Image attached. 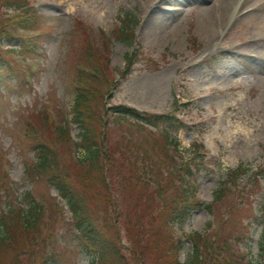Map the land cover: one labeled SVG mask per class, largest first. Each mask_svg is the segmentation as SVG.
<instances>
[{
  "label": "rangeland",
  "instance_id": "1",
  "mask_svg": "<svg viewBox=\"0 0 264 264\" xmlns=\"http://www.w3.org/2000/svg\"><path fill=\"white\" fill-rule=\"evenodd\" d=\"M148 1L151 0H29L43 16L37 19L36 27L43 33L37 45L42 47L36 52V58L26 62L32 72L23 78L27 73H22L18 66L23 62L17 58L10 79L6 74L11 68L0 70V172L7 171L8 179L4 177V181L13 183L17 201L23 202L22 195L32 190L35 196L49 202V207L55 202L51 197L56 195V189L49 184L47 177L27 176L24 170V162L36 160L35 144L40 134L43 137L39 127L35 135L27 136V122L38 126L39 113L48 111L54 119L67 121L74 142L80 140V127L72 122L78 68L96 66L98 61L92 55V46L102 45L104 37L109 39L105 42L109 48L110 67L125 68V55L132 47L123 39L126 37L119 36V32L124 30L128 36L126 19L131 20L134 41L143 52L137 56L138 62L129 76L122 79L114 74L119 81L112 91L114 98H105L103 104L108 107L111 103H123L140 110L164 113L173 102L172 91L177 92L182 102L190 100L191 107L180 110V116L195 131L186 126L177 132V136L182 147L188 148L202 130L200 137L209 152L216 156L218 164L214 165V170L209 168L198 177V194L204 202L212 200L229 167L240 163L249 165L248 174L264 167V61L257 58L259 56L253 49L245 51L240 46L230 49V44L241 42L244 37L242 24L237 26V21L231 18L227 27H232L222 29L220 26L213 42L215 45L210 47L199 31L198 14L192 6L186 5L177 13H168L167 21L164 18V22L159 23L149 20L151 5H146ZM248 6L250 3L242 8H250ZM172 7H175L172 3L165 4L160 10L172 12ZM216 11L220 13L218 9ZM155 13L157 10L150 17ZM100 29L103 34L98 33ZM23 33L28 35L30 32ZM3 44L7 47L6 41ZM13 45L17 47L15 42ZM259 45L253 48H264L263 44ZM229 128L231 133L228 134ZM244 132L246 135L242 136ZM71 150L69 142L62 143L64 156L68 158ZM247 175L242 178V183ZM261 186L264 187V181ZM260 198L257 194L252 195L250 203L230 211L232 226L243 221L250 226V238L245 244H239L250 264H264V253L258 244L262 228L258 212ZM5 199L2 197L3 203ZM57 201L62 215L56 226V241L44 247L36 244L34 251L40 250L35 263L23 261V264H42L45 259H48L46 264H93L94 256L84 251L75 240L76 233L69 226L67 206L58 197ZM226 206L228 204L221 203L216 207V218H223ZM209 221L217 222L208 210L199 207L176 231L204 233ZM121 229L124 231L123 227ZM182 238L185 242L179 258L185 262L192 244L186 236ZM123 243L129 248L130 244L125 240ZM21 246L31 247L30 244ZM16 253L13 244L11 249L4 250L0 264L15 261ZM148 264H151L150 260Z\"/></svg>",
  "mask_w": 264,
  "mask_h": 264
},
{
  "label": "trees",
  "instance_id": "2",
  "mask_svg": "<svg viewBox=\"0 0 264 264\" xmlns=\"http://www.w3.org/2000/svg\"><path fill=\"white\" fill-rule=\"evenodd\" d=\"M1 6L0 69L11 68L10 72L7 71L10 79L13 67L9 61H13L10 57L14 50L1 47V39L7 38L11 45L13 42L9 36H15L16 28L29 26L35 29L38 15L32 7L22 2L17 7L15 5L11 13L3 11ZM4 23L10 24L5 26ZM11 23L16 24L15 29L7 34L8 29L14 28ZM119 36L131 41V34L127 36L124 30L119 32ZM17 52L33 57L25 46ZM134 56H126L128 67L125 71H118L120 74L129 72ZM12 64L15 66L14 61ZM19 68L24 70L23 67ZM79 71L72 103V121L81 128L80 141L72 140L66 120L54 119L50 112L42 111L39 113L41 119L37 120L38 126L28 121L25 130L27 136L31 137L39 127L46 140L41 134L38 136L36 160L24 162V166L27 176H46L57 188V193L66 200L72 216L71 225L78 232L77 239L81 244L93 247L97 264H148V260L151 264H180L177 254L183 242L175 226L187 219L191 208L204 206L213 212L211 208L214 204L224 202L228 204L226 208L234 210L244 207L250 202L248 196L260 191L258 212L262 228L258 244L264 253V189L258 185L257 174L250 176L247 188L236 190L241 187L239 178L250 170V166L239 164L228 169L227 178L214 191L213 202L204 204L195 198L194 177L188 169L192 164L195 173L198 170L197 158H202L201 144L194 142L190 156L185 158L178 140L168 136V126L172 131L181 127V122L171 115L176 110V103L171 113L162 115H143L121 104L104 108L103 94L110 84H114L107 66H103L104 74L92 69ZM129 118L140 122L130 125ZM146 126L148 128H144ZM63 142L71 144L68 158L61 153ZM1 172L0 258L4 250L11 249L12 244L16 245V250L21 244H30V248H21L15 254V261L9 264H23V261L35 263L40 250L34 251L35 245L52 242L58 215L62 213L57 202L50 203L52 206L49 207V202L35 199L29 191L25 194L26 206H19L3 186ZM2 197L6 198L5 203ZM211 225L209 223L207 228H211ZM121 227L130 244L125 250L119 245ZM245 229L240 223L232 235L216 232L211 237L196 232L189 235L194 252L188 264H228L230 260L222 256V252L231 249L229 244H234L232 240L237 241ZM202 244H219L211 254L204 250L206 255H210L208 263L200 253Z\"/></svg>",
  "mask_w": 264,
  "mask_h": 264
},
{
  "label": "bare ground",
  "instance_id": "3",
  "mask_svg": "<svg viewBox=\"0 0 264 264\" xmlns=\"http://www.w3.org/2000/svg\"><path fill=\"white\" fill-rule=\"evenodd\" d=\"M172 3L175 7L171 10L172 12H162L160 9L163 8L165 4ZM250 3L249 9L243 11L242 7H245L246 4ZM151 5V11L149 12V20L156 21L159 23L167 21L168 13H177L184 6H192L198 14V28L199 31L204 36V39L207 40V43L210 47L214 46V41L219 34L220 29H229L232 26H228V21L233 18V21H237V26L242 24L241 30L244 31V37L241 42L236 44H230V49L237 48L238 46L244 47L246 50L250 48L255 50L259 59L264 61V53H261L262 49L253 48V46H260L259 44L264 45V0H151L146 4L147 6ZM242 8V9H240ZM216 9L220 13H216ZM154 10H157V13L150 15ZM160 12V13H159ZM168 17H171L170 14ZM219 18L221 21L218 22ZM234 24L233 26H236ZM230 25V24H229ZM222 26L220 29H218ZM247 37L245 38V35ZM262 54V56L260 55ZM264 74V71L262 72ZM233 80V79H232ZM227 133H231V129H227ZM244 132L242 136H245ZM238 147V146H237ZM249 150H252L250 146L245 145Z\"/></svg>",
  "mask_w": 264,
  "mask_h": 264
}]
</instances>
